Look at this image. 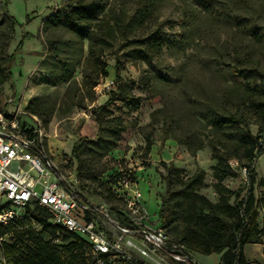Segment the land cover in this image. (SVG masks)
Wrapping results in <instances>:
<instances>
[{
    "label": "rangeland",
    "instance_id": "1",
    "mask_svg": "<svg viewBox=\"0 0 264 264\" xmlns=\"http://www.w3.org/2000/svg\"><path fill=\"white\" fill-rule=\"evenodd\" d=\"M4 4L0 103L31 105L44 150L74 191L114 211L125 205L113 194L126 184L137 188L144 225H160L195 263L219 264V254L193 253L182 240L202 215L218 213L230 223L223 206L236 205L249 188L241 168L246 138L258 137L264 111V0H9L7 10ZM87 4L93 18L76 28L70 11ZM156 35L162 49L152 44ZM219 161L227 172L220 188ZM201 172L203 184L192 186ZM263 176L264 154L255 164L258 199ZM160 195L170 200L166 227ZM258 211L264 229L262 204Z\"/></svg>",
    "mask_w": 264,
    "mask_h": 264
},
{
    "label": "built area",
    "instance_id": "2",
    "mask_svg": "<svg viewBox=\"0 0 264 264\" xmlns=\"http://www.w3.org/2000/svg\"><path fill=\"white\" fill-rule=\"evenodd\" d=\"M260 144L264 151V132ZM241 173L249 181L246 167ZM71 184L46 154L38 118L12 100L0 103V224L25 218L27 208L37 204L49 211L54 227L88 242L87 257L95 264H105L103 255L111 264H192L184 247L172 243L160 225H144L137 188L126 184L122 194L116 191L125 205L118 216ZM7 242L8 236H0V253Z\"/></svg>",
    "mask_w": 264,
    "mask_h": 264
},
{
    "label": "trees",
    "instance_id": "3",
    "mask_svg": "<svg viewBox=\"0 0 264 264\" xmlns=\"http://www.w3.org/2000/svg\"><path fill=\"white\" fill-rule=\"evenodd\" d=\"M8 2L9 0H5L4 7L6 10ZM93 9L92 4L73 8L70 11V23L78 28V22L86 23L90 21L93 18ZM12 20L16 22L14 19ZM152 44L162 49L163 42L160 35H156ZM12 59L13 56L9 59V69ZM117 98V95L111 97L107 104L117 100ZM30 108L31 105L29 104L26 107V111L30 115L36 116L28 111ZM263 132L264 111L258 137L254 139L252 137L246 138L245 157L247 163L242 165L249 171L250 185L246 195L234 206L227 204L223 206V212L231 219L230 223L218 213H214L213 211L216 210V207H213L209 201L205 200L208 205L207 208L213 213L210 216H200L192 224L193 226L187 229L186 235L182 240L183 244L193 253L204 255L219 254V264H251L246 257L245 247L250 244L263 245L259 238L264 236V229H260L258 224V205L262 204L264 206V193L261 199H258L254 192L255 164L264 152L263 146L260 144ZM81 142L73 146L72 152L74 156H76ZM152 145L153 141L149 140L147 152L151 150ZM222 165L223 163L219 161L214 168L215 177L219 180V185H217L219 188L222 186L221 182L227 177V172L222 168ZM203 176V172L196 175L190 184L192 186L202 185ZM171 179L172 175L170 173L167 176V191L170 190ZM111 180L112 184L121 181L114 177ZM258 185L264 190V176L258 181ZM113 196L117 201L123 202V199L116 193ZM160 198L159 219L161 225L166 227L169 222L170 200L168 195H160ZM113 210L118 216L121 215L120 208ZM50 220L51 215L47 209L33 204L32 207L27 208L25 218L15 220L8 225L0 224V236H8V242L1 249L0 255L3 260L0 261V264H95L87 257L88 242L84 238L59 230L51 224ZM32 221L36 226H34ZM51 234H57L61 238L60 243L55 242ZM45 235H49L50 238L46 239ZM184 251L187 253L185 249ZM189 256L192 261L193 258L190 254ZM101 258L105 261V264H111L106 256L103 255Z\"/></svg>",
    "mask_w": 264,
    "mask_h": 264
},
{
    "label": "crops",
    "instance_id": "4",
    "mask_svg": "<svg viewBox=\"0 0 264 264\" xmlns=\"http://www.w3.org/2000/svg\"><path fill=\"white\" fill-rule=\"evenodd\" d=\"M264 246L250 244L245 247V254L251 264H264Z\"/></svg>",
    "mask_w": 264,
    "mask_h": 264
},
{
    "label": "water",
    "instance_id": "5",
    "mask_svg": "<svg viewBox=\"0 0 264 264\" xmlns=\"http://www.w3.org/2000/svg\"><path fill=\"white\" fill-rule=\"evenodd\" d=\"M191 263L194 264V261H192Z\"/></svg>",
    "mask_w": 264,
    "mask_h": 264
}]
</instances>
